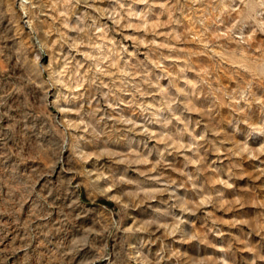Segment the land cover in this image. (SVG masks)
<instances>
[{"label": "clouds", "instance_id": "clouds-1", "mask_svg": "<svg viewBox=\"0 0 264 264\" xmlns=\"http://www.w3.org/2000/svg\"><path fill=\"white\" fill-rule=\"evenodd\" d=\"M245 162L264 165V0H0V264H183L205 246L219 255L188 264H235L209 209L247 206L225 196L264 178Z\"/></svg>", "mask_w": 264, "mask_h": 264}, {"label": "rangeland", "instance_id": "rangeland-1", "mask_svg": "<svg viewBox=\"0 0 264 264\" xmlns=\"http://www.w3.org/2000/svg\"><path fill=\"white\" fill-rule=\"evenodd\" d=\"M106 6V5H102ZM135 33L131 31L125 32L124 35H133ZM118 39L123 40L122 36H118ZM130 43V42H126ZM191 47V45H189ZM142 58V57H141ZM47 119V117H45ZM231 145H226V147H230ZM148 149L151 150L153 147H155V142H150L147 145ZM215 159V155L212 153H209V163H211L212 160ZM173 164L175 167H182L183 166V158L178 157L173 159ZM232 163V161H229L227 159H223L222 163H217L214 165V167L220 168L222 170V174L226 173L229 165ZM259 165L255 162L253 163H247L245 162L243 164V167L245 169V172L248 174H254L255 170ZM167 175L175 177V173L172 171H168ZM132 178L138 179L135 173L131 174ZM210 177H202L200 183H203L206 179H209ZM236 183L237 191L236 192H226L225 196L227 199H234L237 195L243 196L244 199L247 202V206L243 207L242 209L238 211H215L212 209H209L210 211L215 212V217L219 223V227L221 230L225 231L229 235L225 237L223 241H218L214 237H210V240L214 244H235L237 247L235 248V255L233 256V260L235 261V264H250V260L252 259L251 254L245 251L243 244L245 240L249 243L251 247L254 249H257L259 251L260 257L264 258V236H258L255 232L251 233V237H246L245 233L251 232V229L245 227L243 231L240 229H232L229 227V224L227 222L236 221V220H244V221H250L253 224V227L259 223L260 225H264V212H261L258 208V205L264 203V178H261L260 180L255 179V175H251L248 178L241 180V181H233ZM181 195H187L189 198L195 199L197 198V194L192 191H186L180 193ZM100 211L96 213V215L99 216H106L108 215V212H105L104 209L107 208L110 211L115 209V206L112 205L110 202H106L104 204L99 205ZM152 213L144 210L140 213L135 214L133 219L129 223H134L136 219H139L141 222L145 219L151 218ZM116 219H120V217H116ZM193 224L196 225L197 230H204L207 226V228L212 227V220L208 219L205 215V213H200L196 217H190L189 218ZM158 235H162V233H159ZM153 239H156L155 237ZM113 245H116V241H113ZM161 245H157L155 248L152 249V256L155 257L156 253L159 251ZM186 254V260L183 262V264H188L189 261L193 259H198L200 257H216L219 255L215 251L214 248L211 246H205L203 248H196L192 247L191 249H185ZM172 264H176L175 261L172 262Z\"/></svg>", "mask_w": 264, "mask_h": 264}]
</instances>
